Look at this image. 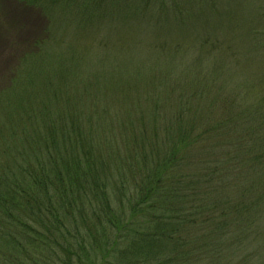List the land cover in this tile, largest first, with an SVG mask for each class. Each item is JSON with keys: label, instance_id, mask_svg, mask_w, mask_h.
<instances>
[{"label": "trees", "instance_id": "obj_1", "mask_svg": "<svg viewBox=\"0 0 264 264\" xmlns=\"http://www.w3.org/2000/svg\"><path fill=\"white\" fill-rule=\"evenodd\" d=\"M19 1L66 28L110 17L109 28L120 22L135 30L136 69L125 67L119 78L134 100L148 102L128 116L120 111L141 137L132 144L134 167L108 173L112 149L103 155L98 141L87 148L67 131L82 133L78 118L99 119L68 100L78 72L53 68L54 27L51 53L0 89V264H264V92L246 101L253 86L264 91V76L246 70L243 78L239 70L264 54V0H165L160 12L157 0ZM208 114L215 127L199 124L213 120ZM222 131L247 143L232 164ZM202 147L216 148L220 164L208 159L185 173ZM202 177L207 184L195 187ZM121 194L126 209L115 206Z\"/></svg>", "mask_w": 264, "mask_h": 264}, {"label": "rangeland", "instance_id": "obj_2", "mask_svg": "<svg viewBox=\"0 0 264 264\" xmlns=\"http://www.w3.org/2000/svg\"><path fill=\"white\" fill-rule=\"evenodd\" d=\"M116 1L120 0H110V3L116 4ZM124 1L126 2V0ZM167 1L174 2L175 0ZM197 1L200 2L201 0ZM153 2L154 0H152L149 5ZM164 2L165 0L156 1L159 12L161 11L160 5ZM28 6L21 3L19 0H0V89L8 88L11 84L10 80H12V77L16 74H19L18 72L36 68L39 62L41 63L39 60H44V55L51 53L48 52V42H53V35L56 32L54 27L56 26L58 29L57 39L59 40L57 43H60V45L57 46L55 52L59 53L60 51V53L57 55L59 63L56 64L54 62L53 68H59L61 70L63 66L73 65L75 70L82 74L80 78L77 77L78 73L72 75L71 86L68 87L67 91V93H69L70 90L71 94L69 98L71 99L68 100H72L71 106L74 110H79V112L89 115L94 114V116L99 119V123L96 124L90 117L78 118V120H75L76 127L82 126V133H79L78 129L73 132L72 126L69 125L67 127L70 129L67 128V131L72 132L73 136L76 135L73 140L82 139L87 148H92L93 142L98 141L100 152L103 155L106 154L107 149H112L111 156L109 157V159L112 158V163L109 167L107 166L105 168L108 173L113 171L117 172L119 168L128 169L129 167H134L136 155L132 151L134 147L132 144L138 145V137L141 136L137 134L134 129L130 128V124H132L133 121L131 119L125 120L126 116H124L125 113L123 112H126L127 116L133 114L139 106L147 105L148 99L146 101L144 97L138 95V99L134 100L131 96L133 95V90L129 92V89H125L121 82L123 80L119 77H124L123 72L125 71V67L132 72L136 69L132 65L136 64L137 56L134 53L131 54V56L129 55L134 49L138 50L136 45L138 44L137 41L139 37L136 31L129 29L120 22L113 25L115 29L109 28L110 17H106L102 21L101 26L98 24L93 26L91 23L89 24L87 22L90 19L85 18L80 19V21H85L82 23L84 25L80 28H77V25H72V22H68L67 24L69 26L66 28L63 21L60 20L59 23L57 17H53L52 21L51 18L47 16V13L45 16L43 13H40V10L37 8H30ZM23 16L25 18H23ZM113 18L115 19L116 17ZM166 39L167 38L163 35L160 36L158 40L164 41ZM44 40L45 43H42ZM138 45L140 46V44ZM239 47L243 46L239 45ZM131 57L134 62H129ZM177 61H180V58H177ZM239 70L242 71L240 75H242L243 78H245L244 74L247 75V72L243 74V71L246 70L254 71L253 76H264V54L255 55L247 67L244 65L240 66ZM43 78H45V75H43L40 80ZM112 78L114 79L113 82ZM186 78L188 82H193L194 80V77L192 79L189 75H186ZM97 79H100V85L97 83ZM191 79L192 81H190ZM236 83L241 84L244 82L236 81ZM87 86L92 93L84 88ZM263 92L264 91L259 85L253 86L247 94L248 99H246V101H248L249 104H253L255 101L258 102ZM225 97L226 96L223 97V100ZM115 110L118 111V114H115ZM121 110H123V112L120 113ZM221 115L222 113L220 111L216 112L217 118ZM207 116L213 120L199 119V124H207L209 127H215V125L218 124L215 117L213 118L211 114ZM88 120L92 121L94 126L90 127L87 123ZM222 121L223 120H221V122ZM71 123L72 121L69 124ZM199 128H201L200 125L195 128V131ZM150 132L154 131L151 129ZM222 132L225 133V131ZM108 135L110 136L108 137ZM88 136H90L89 139ZM226 137L229 139V144L225 146L227 148L229 147V149L226 150L227 158L232 164L235 161L234 158L236 159L237 146L240 145L242 141L236 139V137L230 133ZM159 138L165 141L167 140L166 137L161 134ZM70 144L71 143L68 142V145ZM108 145H111V147H108ZM241 145L244 148L247 147L246 142H243ZM187 149L188 148L181 153L182 157H187L189 154V150L186 152ZM197 152L198 153L195 154L197 158L193 160L191 167L189 164L187 165L185 173H189L190 171L192 173V171L197 170L196 166H198L201 161H206L208 159L213 158L211 160L212 163L215 165L220 164V161L216 160L218 156V150L216 148L202 147L201 152ZM221 152L222 150L219 151V154H221ZM221 168H219V170L215 169V171L217 173H222L223 171ZM210 179L216 181L217 178ZM201 181L207 184V180L202 177L195 187H197ZM110 185L117 186V182H112ZM211 187H213V183H211ZM225 194L228 193L226 192ZM217 197L219 200L222 199L221 193H218ZM128 204L129 198L124 194H121L115 202V206L118 208L125 207L126 209ZM127 212H129V209ZM219 234L220 237L218 238V242L222 243L221 230ZM225 237L230 238L231 235L226 233ZM244 240L246 246H251L248 237ZM235 245L236 244L231 245L232 250H235ZM247 253V250H245V253L242 255L246 256Z\"/></svg>", "mask_w": 264, "mask_h": 264}, {"label": "bare ground", "instance_id": "obj_3", "mask_svg": "<svg viewBox=\"0 0 264 264\" xmlns=\"http://www.w3.org/2000/svg\"><path fill=\"white\" fill-rule=\"evenodd\" d=\"M15 13V12H14ZM23 18H25L24 16H23Z\"/></svg>", "mask_w": 264, "mask_h": 264}]
</instances>
